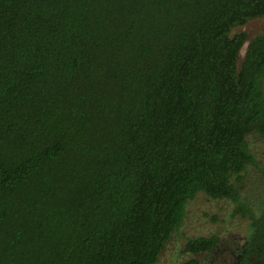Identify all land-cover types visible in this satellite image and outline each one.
Wrapping results in <instances>:
<instances>
[{
  "label": "trees",
  "instance_id": "obj_1",
  "mask_svg": "<svg viewBox=\"0 0 264 264\" xmlns=\"http://www.w3.org/2000/svg\"><path fill=\"white\" fill-rule=\"evenodd\" d=\"M260 17L264 0H0V264H155L200 191L250 219L231 264H264V206L240 192L264 173V32L236 31Z\"/></svg>",
  "mask_w": 264,
  "mask_h": 264
},
{
  "label": "rangeland",
  "instance_id": "obj_2",
  "mask_svg": "<svg viewBox=\"0 0 264 264\" xmlns=\"http://www.w3.org/2000/svg\"><path fill=\"white\" fill-rule=\"evenodd\" d=\"M244 31L249 39L264 32V17L256 18L245 26L237 28ZM249 41L241 50L243 58ZM256 159L264 169V134L248 137ZM242 199L255 211L264 206V173L254 165H248L245 179L240 189ZM234 203L227 199H214L200 191L187 202L186 217L166 243L159 260L155 264H183L190 258H198L202 264H231L239 257L250 235V219L234 214ZM217 234L219 244L209 253L191 254L183 252L189 238Z\"/></svg>",
  "mask_w": 264,
  "mask_h": 264
}]
</instances>
